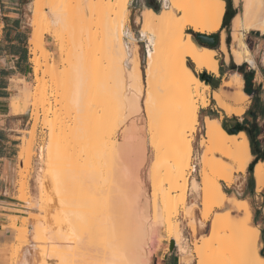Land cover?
Wrapping results in <instances>:
<instances>
[{
	"label": "bare ground",
	"instance_id": "bare-ground-1",
	"mask_svg": "<svg viewBox=\"0 0 264 264\" xmlns=\"http://www.w3.org/2000/svg\"><path fill=\"white\" fill-rule=\"evenodd\" d=\"M130 1L115 0L113 4H109L104 0H98L96 10L109 9L116 15L111 22L109 43L116 48L118 55L114 95L116 94L118 97L116 99L120 102L118 103L123 107L121 109L125 111L124 121L140 116L145 111L150 132L160 126L159 132L152 136L151 145L158 152L161 150L160 152L170 154L169 157L173 160L172 167L168 168L172 174L169 181L170 190L165 191L156 184L154 190L156 196L161 195L169 235L182 256L180 263L192 264L195 258L197 264H264V255L259 251L261 226L253 223L251 204L245 198L228 194L221 185V181L230 185L235 172L246 173L255 159L247 132L229 133L221 118L205 116V134L200 139V146L203 149L200 160L202 180L199 183L193 178L191 183L192 192L201 193L203 202L196 204L188 199V175L193 168L191 160L199 109L209 105L208 93H211V85L202 80L197 73L207 71L215 76L220 75L219 52L225 54L226 61L232 55L237 64L247 61L255 66L252 52L244 40L243 31L256 29L264 33V0H233L235 7H241V12L236 13L231 20L233 38L231 48L226 41V31L222 28L226 0H162V8L159 11L144 6L135 18L140 26V36L147 42L144 68L139 54V44L127 28L130 21ZM35 2L38 0L33 2L36 18L32 24L37 26V29L34 28L30 44L34 73L39 80L43 70V60L47 57V49L44 44V32L39 31L38 28L41 27L45 16L39 14ZM93 4L94 1L88 0V7L89 5L93 7ZM78 6L82 9L85 7V5ZM81 8L80 12L78 10L80 13L78 20L84 19L85 16ZM89 10L92 14L91 7ZM53 23L54 27L59 24L55 29L61 34L59 28L62 23L65 24V20L57 9L53 11ZM187 28L203 34L221 31L220 46L216 48L200 44L191 33L186 31ZM59 34L57 39L63 46V36L60 37ZM79 35H77L78 39ZM81 37L83 39V35ZM188 60L194 64V67L188 64ZM262 61L264 63V54ZM47 70H50V67L47 66L46 71L43 70L44 74ZM158 72H164L165 82L162 89L168 90L169 99V106L164 107L166 110L161 109L164 112L159 110L163 113L162 116L153 109L156 98L153 80ZM244 84L243 75L235 71L221 84V87L233 90L231 97L228 96V90L222 91L219 88L212 91L211 97L215 106L227 117L232 115L240 117L246 112L249 95L244 91ZM112 101L117 102L115 98H112ZM170 111L176 114H171ZM170 117L172 122L169 121ZM131 123L125 131L126 141H124L132 152H135L134 156L136 153L137 156L141 154L142 161H145V149H140L141 146L136 142L141 138L138 123L136 120ZM112 144L114 147L116 143L113 141ZM121 145L119 147H124L126 151L128 147L125 144V146ZM162 146L169 149L168 152L162 149ZM113 147L110 146L109 149L112 150ZM113 149L115 151V148ZM40 151L41 170L38 181L42 195L35 205L37 211L33 212L39 215L34 216L36 221L31 219V237L28 238L25 234L26 228H24L25 232L20 230L21 235L16 236L18 243L15 249L17 256L15 264H151L152 255L146 249L151 238V229H149L151 223L147 214L140 210L142 206L139 204L137 207L129 228L123 226L119 215L110 211L108 206L102 205L103 209L96 207L98 210L100 208L97 212L91 205L90 210L96 213L94 212L95 216H93L92 212L93 215L88 217L90 213L87 212L88 208L85 206L87 204L77 194L75 195L81 203L76 200L77 197L73 195L76 191L69 190L64 182L65 175L59 173L58 167L50 165L51 154L47 148ZM253 170L256 190L261 191L264 189V160H258ZM135 175L133 177L136 178L137 195L141 196L143 193L141 178L136 172ZM204 204L221 211L211 220L208 238L194 244V249L189 251L182 243L177 219L179 209H186L185 216L192 220L191 231L194 235H198L196 212L197 207ZM234 211H238L242 216H235ZM208 218L207 214L203 219L201 217V228H205ZM10 227L16 228L15 222L13 225L10 224Z\"/></svg>",
	"mask_w": 264,
	"mask_h": 264
},
{
	"label": "rangeland",
	"instance_id": "rangeland-1",
	"mask_svg": "<svg viewBox=\"0 0 264 264\" xmlns=\"http://www.w3.org/2000/svg\"><path fill=\"white\" fill-rule=\"evenodd\" d=\"M79 1L83 2L81 3ZM86 1L88 2V0H38L34 4L36 9H39V14L45 16L41 27H38L40 30H38L44 32V44L47 49V57L43 60L44 65L42 69L46 71L48 66L50 70H47L45 74L42 70L39 80L36 79L33 70L32 83L24 90L23 98L15 99L17 109H19L20 101L26 106V109H31L32 123L30 130L24 131L18 147V163L16 166L17 197L25 201L27 207L19 212L22 216L11 217V225L15 222L16 228L11 227L14 232V242L11 245L9 264L16 263L17 256L15 249L18 243L16 236H20L21 234L19 233L27 230L28 233L26 231L25 234H27L28 238L31 237V219L36 221V217L34 216L36 215L38 217L39 215L33 212L37 211L35 205L42 195L38 175L41 170L40 150L43 148H47V151L51 154L50 165L58 167L60 169H57L59 173L62 172L65 175L64 182H66L69 190L71 189V191L75 190L77 192H73L74 197H77V195L78 197L81 196L80 198L88 205H85L88 208L87 212L89 211L90 213L88 214L86 212L88 217H91L93 214L95 216L96 212L94 210L97 211L98 206L100 208H102V205L105 207L108 206L110 211L119 215L123 226L129 228L132 218L137 211V207L140 204L142 206L140 210H143L147 214L149 223H151L149 225L151 238L148 240V247L146 246L147 251L149 250L148 252L152 255L151 264H164L169 257L172 259L171 264H181L182 256L177 251V248L174 251L171 250L172 239L169 235L161 195L156 196L154 190L155 184L165 191L170 190L169 181L172 174L168 168L172 167V157H169V153L167 155L166 152H160L161 150L158 152L151 145L152 136L159 132L160 126L150 132L145 111L140 116H134L128 121H124L123 112L125 111L121 109L123 107L119 104V100L116 99V94L114 95L115 83L117 81L118 55L116 48L112 47L109 43L111 22L115 19L116 15L113 13L114 11H110L109 9L97 11L98 0H92L94 1L93 7L90 5L88 7ZM104 1L113 4L115 0ZM147 1H130V21L127 24V28L130 29L139 44L142 68L145 65L147 42L142 40L139 33L140 26L136 23L135 18L141 9L148 5ZM231 2L232 6H234L233 0ZM32 3L33 0L26 7L29 14L28 23L31 30L34 31V28L37 29V26L32 24L36 18V11H33ZM78 5H83V7L85 5V7L82 9ZM90 7L93 10V12L91 11L92 14H90ZM80 8L84 10L86 17L84 16V19L81 18L78 20ZM152 8L159 11L162 8V0H158V6ZM55 9H57L65 20V24L62 23L59 28L61 34H59L58 29H55L56 27L58 28L59 24L58 26H53V11ZM236 10L237 13L241 12V7H236ZM222 28L226 31V41L231 48L233 43V38L231 37V22L230 27H223L222 24ZM186 31L191 33L194 39L199 42L197 36L199 32H196L192 28H187ZM243 32L244 40L248 43L256 60V66L254 68L258 71L259 79L264 82V66L261 61L262 50L264 48V33L257 32L256 30ZM79 33L81 34L79 35ZM57 34L60 37L63 36V46L60 43L61 41L57 39ZM212 34L218 37L217 45L215 46L217 48L220 44L221 32H214ZM77 35H79L80 40ZM82 35L83 39L81 37ZM77 41H80V43H77ZM219 62L220 75L215 76L207 71L197 73L200 78L204 72L211 76V93L213 90H218L219 88L222 91H227L228 89L223 86L221 87V84L232 72L238 71L233 66H241L232 58L230 62H226L223 52H219ZM31 63L33 65L32 54ZM188 64L194 67V64L190 60H188ZM245 68L247 71L253 70V67L249 63H246ZM52 69L53 71L55 70L54 74L51 71ZM163 75L164 72H158L153 80L156 92L154 112H160L159 110L161 109L166 110L164 107L166 105L169 106L168 90L162 89L163 83L165 82ZM213 84L217 86L216 89L213 88ZM262 91L258 99L264 102V89ZM211 93H208L210 98L209 105L199 109V121L197 124V133L193 141L191 160L193 168L189 171L190 175H188V199L190 202H195L196 204L203 202V196L201 193L195 194L192 192L191 183L193 178L198 180L199 183L202 180L200 172L202 165L200 160L203 149L200 146V139L205 134V116L209 115L221 118L222 123L228 129L236 127L238 124L242 125L243 129L241 131L245 132H247L246 127L253 128V123L255 122L258 126L260 125L259 127L263 124L262 119L258 120L253 117V112L258 111V106L256 99L252 98L251 95L247 100L249 106L247 104L248 108L242 116L232 115L227 117L215 106L216 104L211 97ZM232 94L233 90L229 89L228 96L231 97ZM44 97L45 101L43 102ZM112 98H115L117 102L112 101ZM166 108L168 109V107ZM174 111H170L169 113L173 114ZM162 112L159 115H163ZM171 114L170 116H172ZM133 120L137 121L138 129L141 133V138L136 142L141 146L140 149H145V161H142L141 154L137 156L136 153L134 156L135 152H132L130 146L128 147L125 142V131L131 126ZM169 121L172 122L171 117ZM170 122L168 123L170 124ZM110 132L113 134L111 133V136L108 137ZM107 141H111V143ZM113 141L116 143L114 147L112 144ZM122 142L128 147H126L128 150L125 148L128 152L124 151V147H119L120 144L125 146ZM110 146L115 148L116 152L113 151V148L110 150ZM163 147L162 149H165ZM118 148L121 150H118ZM125 155L131 159L126 160L128 158ZM254 157L256 159L255 155ZM255 159L253 160L254 163ZM249 168L246 173L235 172L233 182L230 185L225 181H221V185L228 194L245 198L251 204L253 223L259 225V227L261 226L259 251L262 253L264 251V189L261 191L256 190L254 170L253 167L251 171ZM135 172L141 178V185L143 187L141 196L137 195L136 178L133 177ZM78 197L76 200H78ZM91 205L94 206H92V209L97 208L91 211ZM204 205L197 207L196 221L198 223V235H194L191 231L192 220L185 216L186 209H179L177 219L179 229L181 230L182 243L187 246L189 251L194 249V244L208 238L210 235L211 220L216 213L221 211V209ZM206 214L209 218L205 228H201V220ZM234 215L237 217L242 216L238 211H234ZM24 228H26L25 231ZM20 230L21 232H19ZM150 250H152L153 254ZM84 256L86 258V255ZM192 264H197L195 258Z\"/></svg>",
	"mask_w": 264,
	"mask_h": 264
},
{
	"label": "crops",
	"instance_id": "crops-1",
	"mask_svg": "<svg viewBox=\"0 0 264 264\" xmlns=\"http://www.w3.org/2000/svg\"><path fill=\"white\" fill-rule=\"evenodd\" d=\"M30 1L0 0V264H9L11 245L14 242V232L10 227L11 217L22 216L19 212L27 207L26 202L17 197L16 166L20 138L23 136L24 131L30 130L32 118L31 109H26L22 101H20L19 109H17L15 99L23 98L24 90L32 83L33 77L34 65L31 63L30 46L33 31L28 23L29 14L26 7ZM233 8L236 10L235 5ZM256 31L261 32L260 30ZM263 54L264 48L261 61ZM231 58L234 60V57L230 55L226 62H230ZM253 59L256 66L254 56ZM244 63L249 62L245 61ZM262 65L264 66L263 61ZM251 66L255 70V66ZM254 88L257 91L251 96L252 98H259L264 89V82L259 79L256 70ZM258 102L259 107L264 106V102L261 100H258ZM260 119H262L263 124L260 127L261 132L257 140L261 148L264 149V117L258 116V120ZM2 258L4 259L2 260ZM171 260L169 257L164 264H171Z\"/></svg>",
	"mask_w": 264,
	"mask_h": 264
},
{
	"label": "trees",
	"instance_id": "trees-1",
	"mask_svg": "<svg viewBox=\"0 0 264 264\" xmlns=\"http://www.w3.org/2000/svg\"><path fill=\"white\" fill-rule=\"evenodd\" d=\"M226 1H227V11H226L225 16H224L223 27H230V22H231L232 18L234 17V15L237 13V11L233 8L231 0H226ZM213 35H215V34H213ZM216 38L218 40L217 36H216ZM245 66H246V63H244L243 65H241L239 67L233 66V68L237 69L241 74H243V77L245 79L244 91L246 93H248L249 95H253L257 91V89L254 88L255 70H248L247 71ZM201 79L205 80V78H203L202 76H201ZM206 82L209 84H212L211 81H206ZM213 88L216 89L217 86L215 84H213ZM255 99L257 102V106H258L259 105V102H258L259 99H258V97ZM258 116L264 117V106L263 107L258 106V111L253 112V117L255 119H258ZM246 131H247L248 137L250 139L252 153L259 160H264V149L261 148L260 143L257 140V137L259 136V134L261 132L260 127L255 122V123H253V128L246 127ZM254 164H255L254 162L251 164V166L249 168L250 171H251L252 167L254 166ZM262 254L264 255V251H262Z\"/></svg>",
	"mask_w": 264,
	"mask_h": 264
},
{
	"label": "water",
	"instance_id": "water-1",
	"mask_svg": "<svg viewBox=\"0 0 264 264\" xmlns=\"http://www.w3.org/2000/svg\"><path fill=\"white\" fill-rule=\"evenodd\" d=\"M198 38H199V42L202 45H206V46H209V47H215L217 45V43L214 41V36L213 35L199 33L198 34ZM202 77L205 78L204 81H211L212 80L211 76H209L208 73H206V72L202 73ZM226 129L229 131V133H238L239 131H241V129H243V126L238 124V125H236V127H232L230 129L226 128ZM258 160L259 159L256 158L255 159V163ZM174 249H175V243L172 240L171 241V250L174 251Z\"/></svg>",
	"mask_w": 264,
	"mask_h": 264
},
{
	"label": "flooded vegetation",
	"instance_id": "flooded-vegetation-1",
	"mask_svg": "<svg viewBox=\"0 0 264 264\" xmlns=\"http://www.w3.org/2000/svg\"><path fill=\"white\" fill-rule=\"evenodd\" d=\"M140 0H138V2H139ZM147 3H148V7L150 6V7H157L158 6V0H153V2H152V0H148L147 1ZM209 35H212V34H209ZM198 36V35H197ZM214 36V41L215 42H217V38H216V36L215 35H213ZM199 39V38H198Z\"/></svg>",
	"mask_w": 264,
	"mask_h": 264
},
{
	"label": "built area",
	"instance_id": "built-area-1",
	"mask_svg": "<svg viewBox=\"0 0 264 264\" xmlns=\"http://www.w3.org/2000/svg\"><path fill=\"white\" fill-rule=\"evenodd\" d=\"M195 166V165H194ZM196 167V166H195Z\"/></svg>",
	"mask_w": 264,
	"mask_h": 264
}]
</instances>
